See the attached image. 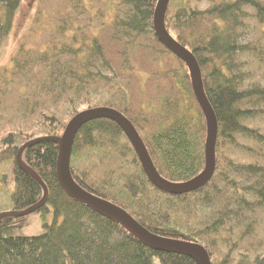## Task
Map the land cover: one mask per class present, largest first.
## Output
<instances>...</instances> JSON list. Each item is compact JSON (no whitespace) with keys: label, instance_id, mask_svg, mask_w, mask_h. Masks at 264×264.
<instances>
[{"label":"trees","instance_id":"16d2710c","mask_svg":"<svg viewBox=\"0 0 264 264\" xmlns=\"http://www.w3.org/2000/svg\"><path fill=\"white\" fill-rule=\"evenodd\" d=\"M159 0H40L29 33L0 67V183L12 171L3 212L53 211L36 237L27 217L0 219V264H197L154 251L117 221L70 198L58 176L68 124L109 108L135 127L163 178L182 183L206 166L207 122L186 63L155 31ZM22 0H0V52ZM165 27L200 67L215 112L216 168L181 196L156 188L122 129L110 120L76 135L71 174L88 193L128 212L149 232L202 245L212 264H264V0H170ZM2 166H7L3 170ZM5 168V167H4ZM1 195V193H0ZM5 195V193H4ZM1 198V196H0Z\"/></svg>","mask_w":264,"mask_h":264},{"label":"water","instance_id":"95a60500","mask_svg":"<svg viewBox=\"0 0 264 264\" xmlns=\"http://www.w3.org/2000/svg\"><path fill=\"white\" fill-rule=\"evenodd\" d=\"M169 2L170 0H159L158 2L154 17L155 31L159 41L169 51L182 59L188 67L192 80L193 91L199 105L204 112L207 122L205 169L195 178L187 182L174 183L166 180L157 171L143 140L139 136L133 124L123 114L116 110L109 108H99L86 110L79 113L68 124L63 137L55 139V141L60 146L58 176L60 184L70 198L87 205L89 208L95 210L103 216L117 221L122 227L134 235L148 248L164 253L184 255L196 261L197 264H212L207 250L202 245L192 242L171 241L149 232L122 208L83 190L74 180L70 169L74 141L81 128L92 121L110 120L116 123L127 136L142 164L144 172L151 183L159 190L171 195L181 196L196 190L204 183L209 181L213 176L216 168L215 150L218 132L217 118L204 91L201 71L197 60L189 50L183 47L169 34L165 27L164 20ZM39 141L40 140H34L25 144L20 149L19 155L17 157V163L41 186L44 192L43 199L37 205L23 212H3L0 214V219L7 216H28L47 202L49 191L46 184L37 173L25 167L22 161V154L24 150Z\"/></svg>","mask_w":264,"mask_h":264},{"label":"rangeland","instance_id":"374dc122","mask_svg":"<svg viewBox=\"0 0 264 264\" xmlns=\"http://www.w3.org/2000/svg\"><path fill=\"white\" fill-rule=\"evenodd\" d=\"M39 2L40 0H22V7L16 15L13 31L11 32L3 51L0 52V67L10 65L12 55L15 53L22 40L29 33ZM6 167L7 166H2L1 168L4 170ZM4 175L6 177L5 181L7 184V189L11 193L14 192L15 182L10 168L5 170ZM6 184L2 185L0 183V202L2 209L7 207L8 195L10 194L9 192L7 193L2 189V187ZM53 220L54 215L52 209H50V211L44 216L39 213H31L27 217L26 226L18 229L16 233L17 235L23 237L40 236L45 231L44 224H52Z\"/></svg>","mask_w":264,"mask_h":264}]
</instances>
